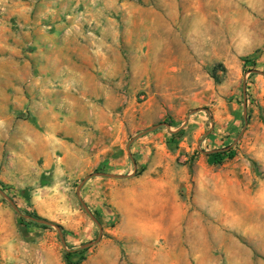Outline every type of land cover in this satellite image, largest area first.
I'll return each mask as SVG.
<instances>
[{"label": "rangeland", "instance_id": "obj_1", "mask_svg": "<svg viewBox=\"0 0 264 264\" xmlns=\"http://www.w3.org/2000/svg\"><path fill=\"white\" fill-rule=\"evenodd\" d=\"M263 74L264 0H0V264H65L69 249L97 264L103 223L88 180L77 188L141 175L136 146L186 170L180 224L143 245L141 264H264ZM113 140L125 175L78 164L77 149ZM231 145L220 165L204 154Z\"/></svg>", "mask_w": 264, "mask_h": 264}, {"label": "crops", "instance_id": "obj_2", "mask_svg": "<svg viewBox=\"0 0 264 264\" xmlns=\"http://www.w3.org/2000/svg\"><path fill=\"white\" fill-rule=\"evenodd\" d=\"M118 145L121 148V144L116 140L99 149L89 148L87 150L84 145L83 149H77L74 155H77L78 164L84 166L96 167L107 160L109 165L116 167L118 175H125L128 164L127 152L125 156L116 159H112L111 155L112 149ZM66 148L69 147L66 146ZM65 151L70 152L69 149ZM131 153H136L137 157L136 166L133 168L131 165V168L143 169L141 175L122 179L91 178L82 189L83 199L103 223L104 235L93 254V263L141 264L143 245L158 241L161 236H164L166 226L168 229H174L180 224V205L176 196L182 181L186 179L180 174L186 170L182 167L179 173H175L168 169L177 155L175 158L169 157L170 161L164 163L161 156L162 151L155 152L151 160L143 155V146L132 147ZM206 161V157L198 158L195 161V170L208 166ZM169 210H172V217L166 220V212ZM110 218L111 220L116 218L112 227L104 225L105 221ZM66 228L79 229V226L66 225ZM85 237L89 239L88 235ZM66 239L72 246L76 245L75 241H83L79 240L78 236H70ZM119 243L127 244L124 246V254L121 253ZM130 244H136V246Z\"/></svg>", "mask_w": 264, "mask_h": 264}, {"label": "trees", "instance_id": "obj_3", "mask_svg": "<svg viewBox=\"0 0 264 264\" xmlns=\"http://www.w3.org/2000/svg\"><path fill=\"white\" fill-rule=\"evenodd\" d=\"M248 58L243 59V63H244V67L245 65L248 63ZM217 69H219L220 71H222V68L220 65H216V68H214V71H216ZM179 133H175L172 134V137L177 136ZM173 142H168V147H171V144ZM209 158H211L212 160L209 162L212 165H220L224 160H231L235 157V154L233 152V149L228 150L226 152H219V153H214L212 155L208 156ZM191 169V167H190ZM98 221L99 219L97 217H95ZM20 221H23L22 218H19ZM100 222V221H99ZM46 227V226H44ZM59 229L61 230V227H59ZM86 250H76V249H69L67 251L64 252V263L65 264H80L81 260H83V258L81 256H78V254L83 253Z\"/></svg>", "mask_w": 264, "mask_h": 264}, {"label": "water", "instance_id": "obj_4", "mask_svg": "<svg viewBox=\"0 0 264 264\" xmlns=\"http://www.w3.org/2000/svg\"><path fill=\"white\" fill-rule=\"evenodd\" d=\"M264 75V74H263ZM244 112H245V109H244ZM168 127V126H167ZM156 128V127H155ZM154 128V129H155ZM244 130V129H243ZM243 130L241 131V133H240V135L242 134V132H243ZM149 131V130H148ZM148 131H145V132H143V134L144 133H146V132H148ZM142 134H139L137 137H139V136H141ZM136 137V138H137ZM239 137V136H238ZM133 140V139H132ZM131 140V141H132ZM131 143V142H130ZM130 143L128 144V146H127V148H129V145H130ZM235 143V142H234ZM232 148V145L231 146H228L227 148H224V149H218V150H212V151H209V152H204V154L205 155H211V154H214V153H219V152H226V151H228V150H230ZM93 176H99V177H105V178H112V179H117V178H123L124 176H114V175H109V174H93V175H90V176H88L87 178H85L81 183H80V185L78 186V188H77V194L79 193V191H80V189H81V187L84 185V183L87 181V180H89L91 177H93ZM0 194H2L1 192H0ZM10 204H12L11 202H10V200H8L5 196H3ZM85 208V207H84ZM85 210H86V212H87V214L90 216V218L92 219V221L97 225V226H99V223H98V221L94 218V216H92L88 211H87V209L85 208ZM27 219H29V220H31L32 222H35V223H37V224H40V225H44V226H49V227H53V228H55L56 229V231L58 232V234H59V236H60V238H61V240H62V242H63V238H62V235H61V232H60V230H59V228L57 227V226H55V225H52L51 223H49V222H47V221H45V220H40V219H35V218H32V217H26ZM100 238V234H99V236H98V239ZM64 244V243H63ZM93 243H90V244H86V245H83V246H81L80 248L81 249H86V248H88V247H90L91 245H92Z\"/></svg>", "mask_w": 264, "mask_h": 264}]
</instances>
